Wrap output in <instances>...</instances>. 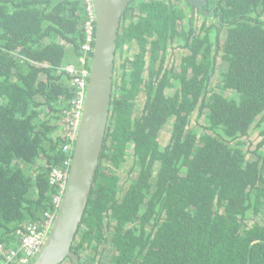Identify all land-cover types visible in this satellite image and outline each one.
Masks as SVG:
<instances>
[{
    "label": "trees",
    "instance_id": "obj_1",
    "mask_svg": "<svg viewBox=\"0 0 264 264\" xmlns=\"http://www.w3.org/2000/svg\"><path fill=\"white\" fill-rule=\"evenodd\" d=\"M263 13L264 0H206L202 10L185 0H134L123 13L117 52L132 43L140 51L114 79L73 247L80 264L83 250L109 241L110 264H264V155L245 152L253 126H264ZM84 20L81 0H0V243L15 245V231L52 207L50 175L66 159L62 118L73 97L64 69L78 63ZM175 42L184 53L168 66ZM218 57L225 67L211 92ZM197 109L201 135L189 128ZM130 156L125 186L120 170ZM251 213L262 223L249 226Z\"/></svg>",
    "mask_w": 264,
    "mask_h": 264
},
{
    "label": "water",
    "instance_id": "obj_2",
    "mask_svg": "<svg viewBox=\"0 0 264 264\" xmlns=\"http://www.w3.org/2000/svg\"><path fill=\"white\" fill-rule=\"evenodd\" d=\"M134 0H94L96 42L68 184L50 235L33 264H80L73 250L83 225L112 114L121 19ZM200 10L206 0H185Z\"/></svg>",
    "mask_w": 264,
    "mask_h": 264
},
{
    "label": "built area",
    "instance_id": "obj_3",
    "mask_svg": "<svg viewBox=\"0 0 264 264\" xmlns=\"http://www.w3.org/2000/svg\"><path fill=\"white\" fill-rule=\"evenodd\" d=\"M85 13L83 22L84 42L76 65H68L66 71L71 77L73 97L69 108L63 112L61 137L62 151L66 159L53 169L50 183L56 188L52 207L45 211L38 221L28 222L14 233L15 245L0 243V264H33L41 253L58 216L66 192L69 173L75 153L88 89L91 63L96 42V11L94 0H81Z\"/></svg>",
    "mask_w": 264,
    "mask_h": 264
},
{
    "label": "rangeland",
    "instance_id": "obj_4",
    "mask_svg": "<svg viewBox=\"0 0 264 264\" xmlns=\"http://www.w3.org/2000/svg\"><path fill=\"white\" fill-rule=\"evenodd\" d=\"M185 7V4H184ZM261 12V9H260ZM262 19L264 20V13L262 14ZM204 18L202 16L197 15V21L196 24L197 26H200L203 22ZM225 39V31L224 33H222V39L221 41L223 42ZM124 52H117L116 55V67H115V78H117V80H120V77L123 73L122 70V65L125 62V59L127 57H132L133 54V49L131 47V44H129L127 47L124 48ZM140 51V49H139ZM138 51V52H139ZM183 50L181 49L179 43H173L170 46V49L168 51L167 54V58H166V65L168 66H172L174 64H178L179 60L182 56ZM218 61V68H217V72L216 74L212 77L210 84H209V89L210 91H217V85L219 84V82L221 81L220 79V73L223 71L225 65L224 62L222 61V59L220 57H218L217 59ZM175 89H170L168 90V94H172L174 92ZM211 92H207L206 99L210 96ZM226 95H228V93H226ZM137 107H136V111L138 112V114L140 113L141 109L143 108V105L145 103V95L141 94V96L139 97L138 101H137ZM205 119L203 114L201 115V111L199 109H197L191 116V122L189 125L190 130H192L194 133L201 135L203 134V132L205 131ZM256 125V124H255ZM255 125L253 126V129L251 130L250 135L245 138L246 140V147H245V152L247 154V158L248 159H256L258 157V155H264V146H262V148L257 149L259 144L262 142V140L264 139V136L261 135L262 130L264 129V126L258 127L257 129L255 128ZM169 127V126H167ZM165 128L164 131L162 132L161 135V144L162 146L167 145V142L170 138V127L169 128ZM217 136V135H216ZM219 136V135H218ZM133 165V158L132 156H130L127 160V162L124 164V166L121 168L120 172L123 175L122 178V183H125L124 185L127 186L129 185V183L131 182V179H128V175L129 172L131 170V167ZM135 176V175H134ZM260 222L262 223L261 219H257V217H253V214L251 213L250 216V222L248 223L249 226H252L254 223L256 222ZM79 241V237L77 239V243ZM114 249L110 244V241L106 244H104L103 246H101V248H99V251H95L92 248H88L86 250H83L81 252L82 255V261L83 264H110L111 258L114 255ZM94 259V261H92ZM65 264H70L69 261L65 262Z\"/></svg>",
    "mask_w": 264,
    "mask_h": 264
},
{
    "label": "crops",
    "instance_id": "obj_5",
    "mask_svg": "<svg viewBox=\"0 0 264 264\" xmlns=\"http://www.w3.org/2000/svg\"><path fill=\"white\" fill-rule=\"evenodd\" d=\"M131 47H132V49H133V52H132V54H133V56L135 55V54H137L138 53V51H139V47L137 46V44L136 43H132L131 44ZM132 56V57H133ZM138 114V112L136 111V115ZM139 115V114H138ZM170 134H171V131H170Z\"/></svg>",
    "mask_w": 264,
    "mask_h": 264
},
{
    "label": "flooded vegetation",
    "instance_id": "obj_6",
    "mask_svg": "<svg viewBox=\"0 0 264 264\" xmlns=\"http://www.w3.org/2000/svg\"><path fill=\"white\" fill-rule=\"evenodd\" d=\"M184 53V52H183ZM171 124V126H172V123H170ZM169 126V125H168Z\"/></svg>",
    "mask_w": 264,
    "mask_h": 264
}]
</instances>
